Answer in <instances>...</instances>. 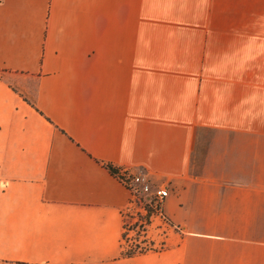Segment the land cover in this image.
Returning <instances> with one entry per match:
<instances>
[{
	"label": "crops",
	"instance_id": "1",
	"mask_svg": "<svg viewBox=\"0 0 264 264\" xmlns=\"http://www.w3.org/2000/svg\"><path fill=\"white\" fill-rule=\"evenodd\" d=\"M0 260L264 264V0H0ZM163 248L122 256L129 191Z\"/></svg>",
	"mask_w": 264,
	"mask_h": 264
},
{
	"label": "built area",
	"instance_id": "2",
	"mask_svg": "<svg viewBox=\"0 0 264 264\" xmlns=\"http://www.w3.org/2000/svg\"><path fill=\"white\" fill-rule=\"evenodd\" d=\"M116 176L129 191L122 211L123 252L133 256L163 248L167 233L175 229L163 211L167 185H153L142 173L127 170Z\"/></svg>",
	"mask_w": 264,
	"mask_h": 264
},
{
	"label": "trees",
	"instance_id": "3",
	"mask_svg": "<svg viewBox=\"0 0 264 264\" xmlns=\"http://www.w3.org/2000/svg\"><path fill=\"white\" fill-rule=\"evenodd\" d=\"M100 162V161H99ZM100 164L106 168L109 172H111L112 174L116 175L118 173V169L111 163L109 162H103L101 161ZM122 256H132L130 254H127L125 252H121ZM12 264H47V263H30V262H24V261H12ZM77 264H83V263H77Z\"/></svg>",
	"mask_w": 264,
	"mask_h": 264
},
{
	"label": "rangeland",
	"instance_id": "4",
	"mask_svg": "<svg viewBox=\"0 0 264 264\" xmlns=\"http://www.w3.org/2000/svg\"><path fill=\"white\" fill-rule=\"evenodd\" d=\"M0 73H2L1 71H0ZM0 264H12L11 262H8V261H2V260H0Z\"/></svg>",
	"mask_w": 264,
	"mask_h": 264
}]
</instances>
